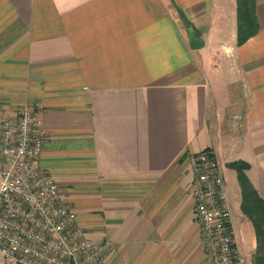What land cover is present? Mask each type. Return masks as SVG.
Returning <instances> with one entry per match:
<instances>
[{
	"label": "crops",
	"instance_id": "obj_1",
	"mask_svg": "<svg viewBox=\"0 0 264 264\" xmlns=\"http://www.w3.org/2000/svg\"><path fill=\"white\" fill-rule=\"evenodd\" d=\"M249 3L237 42L236 0H0V127L39 113L38 165L105 264H212L190 193L203 148L253 264L238 173L264 200V0Z\"/></svg>",
	"mask_w": 264,
	"mask_h": 264
},
{
	"label": "built area",
	"instance_id": "obj_2",
	"mask_svg": "<svg viewBox=\"0 0 264 264\" xmlns=\"http://www.w3.org/2000/svg\"><path fill=\"white\" fill-rule=\"evenodd\" d=\"M46 129L24 104L0 127V258L2 264H105L102 244L84 235L66 197L38 165ZM190 193L199 244L212 264H247L236 246L227 185L209 149L193 156Z\"/></svg>",
	"mask_w": 264,
	"mask_h": 264
},
{
	"label": "trees",
	"instance_id": "obj_3",
	"mask_svg": "<svg viewBox=\"0 0 264 264\" xmlns=\"http://www.w3.org/2000/svg\"><path fill=\"white\" fill-rule=\"evenodd\" d=\"M249 0H236V37L241 42L254 30V19L250 13ZM206 149V148H203ZM240 186V209L250 220L255 239L254 251L251 254L253 264H264V200L249 184L242 173H238Z\"/></svg>",
	"mask_w": 264,
	"mask_h": 264
},
{
	"label": "rangeland",
	"instance_id": "obj_4",
	"mask_svg": "<svg viewBox=\"0 0 264 264\" xmlns=\"http://www.w3.org/2000/svg\"><path fill=\"white\" fill-rule=\"evenodd\" d=\"M200 245V244H199ZM203 249V248H202ZM204 250V249H203ZM205 251V250H204ZM0 264H2V262H1V258H0Z\"/></svg>",
	"mask_w": 264,
	"mask_h": 264
},
{
	"label": "water",
	"instance_id": "obj_5",
	"mask_svg": "<svg viewBox=\"0 0 264 264\" xmlns=\"http://www.w3.org/2000/svg\"><path fill=\"white\" fill-rule=\"evenodd\" d=\"M190 33V32H189ZM193 37V36H192Z\"/></svg>",
	"mask_w": 264,
	"mask_h": 264
}]
</instances>
